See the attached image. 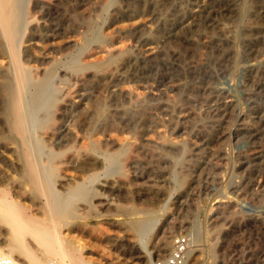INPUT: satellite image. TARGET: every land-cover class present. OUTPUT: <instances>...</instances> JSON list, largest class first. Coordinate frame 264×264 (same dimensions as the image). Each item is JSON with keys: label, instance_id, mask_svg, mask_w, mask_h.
Listing matches in <instances>:
<instances>
[{"label": "rangeland", "instance_id": "374dc122", "mask_svg": "<svg viewBox=\"0 0 264 264\" xmlns=\"http://www.w3.org/2000/svg\"><path fill=\"white\" fill-rule=\"evenodd\" d=\"M39 1L23 0L25 7L18 29L23 49L37 67L27 87L31 133L42 137L39 153L43 164H59L53 183L60 189L59 175L77 171L83 164L79 159L73 164L64 162L76 152L67 150L69 146L81 143L87 132L93 136L102 133L99 121L87 132L79 126L80 113L89 110L96 93L90 79L92 71L80 70V65L98 54L97 39L106 31L151 11L132 10L128 0H114L104 11L100 5L84 11L86 0H60L52 13L46 6H39ZM130 1L142 4L147 0ZM199 1L174 0L162 12L168 15L181 2L191 7ZM244 1L255 9V0ZM213 22L223 29L218 30ZM56 25L61 32L58 36ZM250 26L262 29L248 30ZM74 34L78 42L61 48L54 46L58 41L65 44L66 38ZM187 36L199 42L215 36L220 45H199L192 50L189 44L172 43L171 48L178 49V54L168 52L166 58L151 60L143 52L149 44L145 35L122 36L119 40L131 47L135 60L127 66L122 80L112 82L102 91V118L113 123L108 129L110 133L131 136L141 125L126 120L148 107L159 116L175 117L181 110L206 111L228 99L233 103V112L227 135L219 150H213L217 147L214 139L199 138L198 129L191 131V138L199 145L202 143L197 148L189 144L184 150H173L166 141L157 139L158 150L153 151L152 160L128 147L106 158L99 151L94 152L101 163L98 175L90 182L91 187L88 183V189L85 186L70 203L62 229L65 233L71 229L69 234L84 244L83 254L95 264H144L150 255L154 257L151 244L168 220L171 227L165 228V233L194 234L188 264H264V75L259 76L260 82L249 75V66L264 58V15L211 11ZM119 87L133 93L115 98L112 91ZM136 91L143 93L137 101ZM159 103L167 108L153 109ZM211 116L210 112H203L196 120L197 127L207 126L209 122H205L213 119ZM246 121L250 122L248 128L244 126ZM43 128L50 132L49 139L42 134ZM70 128L78 133L76 138ZM167 133L170 137L181 134L177 129ZM199 172L200 184L179 202L178 197ZM108 181L119 182L113 194L115 202L110 205L99 194L105 192L100 184ZM11 193L18 199L20 188L12 187ZM139 194L144 199L149 196L145 200L157 195L162 198L141 203L136 198ZM27 195L21 199L26 203ZM71 211L80 213L74 216ZM145 217H149L144 223L146 231L139 235L132 220ZM83 221L85 226L77 228ZM97 232L106 233L108 238L99 237ZM133 248L138 251L135 253Z\"/></svg>", "mask_w": 264, "mask_h": 264}, {"label": "bare ground", "instance_id": "6f19581e", "mask_svg": "<svg viewBox=\"0 0 264 264\" xmlns=\"http://www.w3.org/2000/svg\"><path fill=\"white\" fill-rule=\"evenodd\" d=\"M40 1L41 5L39 4V6H46L52 13L56 11L60 3V0L56 2L54 0ZM128 1L132 10L149 9L151 12L145 16L120 22L106 31L104 35L96 38L99 40L98 54L90 62L80 65V70L89 69L92 71L90 79L92 78L91 82L96 87V93L92 102L88 103L90 105L89 110L80 113L79 126L87 132L96 121H99L101 122L102 133L99 136H93L87 132V136L81 143L73 142L69 146L67 150H75L76 152L72 153L64 162L73 164L79 159L83 160V164L78 166L77 171L64 172L59 175L61 183L60 189H57L54 186L53 178L59 164H43L39 153L42 137L34 136L31 133L29 103L31 101L27 99V87L32 78V72L37 67L35 64H31L33 60L26 54L19 37L18 21L23 14L22 8L25 6L22 7L23 0H0V236L2 235L0 240L3 242L0 245V255L10 256V264H48L49 262H53V264H95L92 258L83 254L84 244L69 234L71 229L69 228L68 233L62 229L67 223L68 215L65 213L69 205L72 204L76 196H80L88 183L94 182L98 175L97 167L101 163L96 158L97 156L93 155L94 152L99 151V154L106 158L116 155L128 147L152 160L153 151L158 150L157 139L166 141L173 150H184L189 144L197 148L199 144L191 138V131L198 129L199 138L214 139L217 147L212 149L219 150V146L227 135L233 112V103L228 99L209 106L206 111L181 110L180 114L175 117L170 115L159 116V113L156 114L157 111L154 113L152 108L147 106L148 108L139 115L128 117L126 120H132L141 125L136 134L131 136L112 134L108 129L113 123L110 119L102 118L104 107L102 108L100 103L101 94L112 82L122 80L127 66L135 60L131 47L119 40L122 36L145 35L149 44L143 49V52L151 60L160 57L166 58L168 52L178 54V49L171 48L172 43H180L179 46L183 43L189 44L193 48L192 50L199 45L213 44L217 46L220 45V39L215 36L199 42L197 39L187 36V33L197 26L201 18L209 17L211 11L227 10L240 14L246 11L255 15H264V0H255V9H251L252 6L244 0H200L191 7H187L181 2L174 7L172 12H168V15L164 14L162 9L167 3H172L174 0H147L143 1L142 4ZM113 2L114 0H86L83 4L85 6L84 11L93 8L94 5H100L104 11ZM36 5L38 4L36 3ZM213 25H217L218 30L223 29V26L217 22H213ZM55 27L54 30H57L56 36H58L59 27L57 25ZM247 29L259 32L262 27L250 26ZM75 42H78V37L74 34L66 38L65 44L58 41L54 43V46L61 48L66 44ZM249 75L250 79H257L260 82L259 76L264 75V58L261 62L257 60L249 66ZM132 93L133 90L122 87L112 91L115 98L119 94L130 96ZM134 94L136 101L142 99L143 93L141 91H136ZM154 107H158V111L161 108H167L164 103L153 106V109ZM203 112H210L213 119L210 121L207 119L208 121L204 122H209L208 125L198 128L196 120ZM249 125L250 122L246 121L244 126L248 128ZM174 129L179 130L181 134L170 137L167 131ZM75 131L70 128L72 136H74ZM42 134L48 139L51 137L47 128H43ZM72 136L70 137L72 138ZM77 136L78 133L74 137ZM199 174L200 172L189 181L188 187L178 197L179 202H182L190 190H194L200 184ZM92 183L89 184L90 187ZM118 185V181L100 184L105 192L99 194L107 205L114 204L113 194L117 191ZM14 186L20 188L18 199L11 193V188ZM88 186L85 189H88ZM26 187L29 189L27 190ZM27 194L29 195L28 203L21 200ZM136 198L141 203H154L158 202L162 196L157 195L153 199L150 197L149 200H145L146 198L144 199V196L139 194ZM79 213L78 211L72 212L74 216ZM98 215L100 214L98 213ZM148 220L149 217L141 218L136 222L135 219L132 220L139 235H142L143 230L146 231L147 225L145 224ZM78 225L77 228L82 229L85 226V221ZM168 227H171V221H164L158 229L155 239H153L151 249H153L154 256L162 255L170 248L171 239L175 234L165 233L164 229ZM97 235L105 239L108 238L103 232H97ZM189 236L193 245L194 234L189 233ZM142 247L144 248V246ZM193 248L191 247V250ZM133 251L136 253L138 250L133 248ZM22 258L25 262L21 260ZM151 260L152 256L150 255L144 264H151Z\"/></svg>", "mask_w": 264, "mask_h": 264}, {"label": "built area", "instance_id": "2783aa9c", "mask_svg": "<svg viewBox=\"0 0 264 264\" xmlns=\"http://www.w3.org/2000/svg\"><path fill=\"white\" fill-rule=\"evenodd\" d=\"M192 242L187 232L175 234L171 239L169 250L159 256H154L151 264H188ZM11 257L0 255V264H10ZM48 264H53L49 262ZM194 264H202L200 262Z\"/></svg>", "mask_w": 264, "mask_h": 264}]
</instances>
